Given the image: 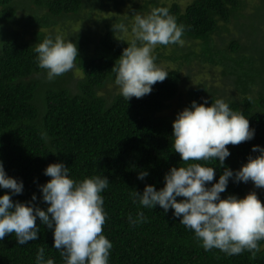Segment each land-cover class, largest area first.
<instances>
[{"label":"trees","instance_id":"16d2710c","mask_svg":"<svg viewBox=\"0 0 264 264\" xmlns=\"http://www.w3.org/2000/svg\"><path fill=\"white\" fill-rule=\"evenodd\" d=\"M32 1L28 9L33 12L15 20L21 26L18 28L9 25L16 15L13 0H0V162L7 175L23 184L22 191L10 198L29 201L35 193L32 203L46 207L38 187L49 179L43 169L50 162H63L74 179L101 174L108 179L101 195L107 213L102 232L111 241L109 264H264V240L257 241L259 250L254 256L248 249L237 254H226L216 247L206 250L193 230L173 216L171 207L167 212L158 204L145 207L130 195L134 190L142 191L146 183L162 187L169 167L186 163L172 147L171 122L178 111L170 109L169 101L178 92L180 65L197 56L196 52L173 51L171 58L177 63L165 68V79L153 83L149 93L126 100L119 90L106 84L115 83L111 67L128 40L114 35L110 23L95 40L89 26L81 24L65 38L76 44L73 62L80 70L68 86L69 70L48 79L46 69L38 66L34 47L36 39L48 35L47 29L53 28L56 18L78 12L87 0ZM107 1L87 4L103 8ZM260 2L255 9L261 8L264 16V0ZM158 5L168 6L177 23L184 25L182 38L201 42L199 55L203 60L212 63L214 57L222 65V73L233 75V88L224 100L233 110L241 111L254 129L250 139L226 145L230 154L222 166L214 158L198 161L214 166L213 181L206 182L211 184L223 167L238 169L248 155L258 154L252 145L264 147V36L258 32L254 37V27L249 32L253 49L251 44L241 48L237 37L229 38L223 49L215 47L212 35L228 30L226 23L233 20L238 31L246 24L244 19L242 23L234 20L245 16L239 11L240 0H188L183 6L176 1L144 0L138 9L147 12ZM256 18L260 22L262 17ZM219 21L223 23L219 25ZM89 42H94L92 50ZM232 52L238 54L232 56ZM218 95L223 96L199 82L186 88L178 108L190 106L192 100L210 103ZM42 131L46 133L43 137ZM141 169L148 174L138 179ZM250 185L251 180L234 182L230 177L220 196H243ZM5 191L8 189L0 188V193ZM256 194L264 203V190ZM137 210L147 219L132 224L128 217L135 218ZM36 224V238L25 244H18L14 233L0 239V264H35L38 246L44 247L45 256L53 258L54 264H63L61 251L52 246V229L38 217Z\"/></svg>","mask_w":264,"mask_h":264},{"label":"clouds","instance_id":"9594fccd","mask_svg":"<svg viewBox=\"0 0 264 264\" xmlns=\"http://www.w3.org/2000/svg\"><path fill=\"white\" fill-rule=\"evenodd\" d=\"M114 32L127 33L129 26L123 21L112 24ZM184 25L166 5L152 7L146 13L134 11L130 31L133 34L112 65L115 83L127 100L141 97L151 91V85L162 81L168 70L160 66L153 53L157 44L182 43ZM38 66L46 69L48 79L68 71L77 57L75 42L60 35H46L35 44ZM204 100L205 98H201ZM254 129L239 110L229 107L223 98L210 103L190 101V106L180 109L171 122L172 147L186 163L170 166L163 175V186L155 188L146 183L142 191L130 195L134 202L153 208L159 205L165 212L169 207L179 222L193 230L207 250L219 248L226 254H237L248 249L251 255L259 250L257 241L264 240V203L255 191L243 196L227 194L221 198L229 178L264 187V147L252 145L258 152L248 155L238 169L223 167L213 181L214 166L198 161L214 158L222 166L230 154L227 144H237L250 139ZM41 132V136H45ZM63 162H50L43 173L49 177L39 184L40 199L47 202L41 208L29 201H15L10 197L22 191V181L6 174L0 162V239L14 233L18 244H25L37 236V217L52 229V246L61 251L63 264H109L111 241L103 234L102 225L107 215L101 192L107 187L104 175L84 176L74 179ZM146 169L137 172V178L147 175ZM179 196L181 199H176ZM132 224L147 219L137 210L136 217H128ZM35 264H54L45 256L43 246H38Z\"/></svg>","mask_w":264,"mask_h":264},{"label":"rangeland","instance_id":"374dc122","mask_svg":"<svg viewBox=\"0 0 264 264\" xmlns=\"http://www.w3.org/2000/svg\"><path fill=\"white\" fill-rule=\"evenodd\" d=\"M30 1V2H29ZM144 0H108L107 5H104L103 8H93L89 7L88 4H95L96 0H87L83 2V5L80 6V9L76 13L66 14L56 18V24L53 26L52 29H47L48 35L55 37L56 35H60L66 38V35L69 31H76L81 27V24H85L89 26L90 31L94 33L95 40L99 38V36L104 33L107 28L106 25L108 23L114 24L117 22L123 21L126 25L129 26V31L127 33L121 32H114L113 28L111 30L114 35L124 38L125 40H130L132 38V33L130 31V25L132 23V14L134 11L140 13L143 12L139 8V5L143 3ZM170 3L171 1L178 2L179 5L183 6V4L187 3L188 0H158ZM240 7L239 11L241 14L245 15L244 17L240 16L235 18L234 20L242 23V19L245 21V25H243V29L238 31L237 27L233 23L228 22L225 24L226 29L228 30H221L219 32L220 36L217 34L212 35V40L215 44V47L218 49H223L227 47L226 41L229 40L231 37H237L238 42L241 44V48L245 47L246 45H252L254 47L253 38L249 32L252 28L256 27L257 32L253 34L255 35L259 32L261 35L263 33L264 36V16L262 13L261 8L255 9V5L259 7L260 0H240ZM13 4L16 9L15 19L9 24L11 26H17L20 28L21 26L15 21L20 19L22 15H26L29 12H33L29 10L28 7L33 6L32 0H13ZM26 4V5H25ZM133 6V7H132ZM262 13V14H261ZM256 17L261 18V21L258 22ZM19 21V20H18ZM219 25L223 22L219 21ZM251 26V28L249 26ZM248 31V32H247ZM259 35H257L258 38ZM40 40V39H39ZM182 43H171V44H157L153 48V53L155 55L156 62L162 66L163 68H170L176 65V61L171 58L173 51L175 53H185L188 51L196 52L197 56L191 58L189 62L182 63L180 65L181 71V82L178 86V92L176 96L171 99L170 102V109L174 108L175 111H179L183 107L180 106L178 108V102L184 98L185 91L187 87H194L199 82L204 83L209 88L218 91L219 93L222 92L223 96L220 97L218 95L217 98H225L229 95V91L233 88V75L231 74H224L222 73V65L216 61L210 63L207 60H203L200 57V52L202 49V44L198 40H193L189 38H182ZM37 43L39 42L36 39ZM258 42L259 39H257ZM253 42V43H252ZM255 44V43H254ZM263 45V44H260ZM94 46V42H89L88 49L92 50ZM159 53V54H157ZM236 52H232V56H236ZM69 73L71 75H67V85L72 86L74 82V76L79 75L80 70L73 62V66L69 69ZM106 87L112 88L113 90H119V86L116 83H107ZM216 94V92H215ZM217 95V94H216ZM178 100V101H177ZM250 190L258 191L264 190V187H255L254 185H250Z\"/></svg>","mask_w":264,"mask_h":264}]
</instances>
